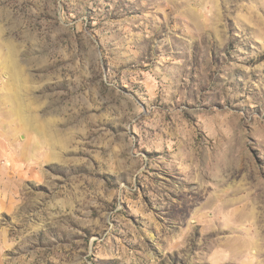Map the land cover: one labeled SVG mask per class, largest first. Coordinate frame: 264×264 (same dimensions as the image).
<instances>
[{
  "label": "rangeland",
  "instance_id": "1",
  "mask_svg": "<svg viewBox=\"0 0 264 264\" xmlns=\"http://www.w3.org/2000/svg\"><path fill=\"white\" fill-rule=\"evenodd\" d=\"M0 264H264V0H0Z\"/></svg>",
  "mask_w": 264,
  "mask_h": 264
}]
</instances>
